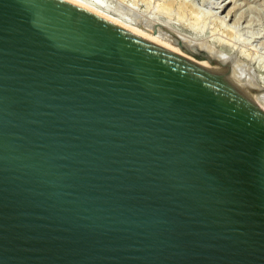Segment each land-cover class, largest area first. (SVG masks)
<instances>
[{
	"label": "water",
	"instance_id": "water-1",
	"mask_svg": "<svg viewBox=\"0 0 264 264\" xmlns=\"http://www.w3.org/2000/svg\"><path fill=\"white\" fill-rule=\"evenodd\" d=\"M0 264H264V110L69 0H0Z\"/></svg>",
	"mask_w": 264,
	"mask_h": 264
},
{
	"label": "rangeland",
	"instance_id": "rangeland-1",
	"mask_svg": "<svg viewBox=\"0 0 264 264\" xmlns=\"http://www.w3.org/2000/svg\"><path fill=\"white\" fill-rule=\"evenodd\" d=\"M103 1L107 5L110 4L111 10L113 9L112 12L118 13L120 9V15H125L124 18H127L126 20L138 26L142 25L146 29H151V32L155 33L156 30V34L160 33V37H164L166 40L171 38L170 41L174 44L180 41L181 44L183 43L184 48L188 45L189 49H193L196 46V49L191 51L193 54L194 50H196L195 58L199 62L213 71L227 76L230 75L234 83L239 84L253 99H260L264 104V0H174L175 2L177 1L176 3L183 2L182 4H184L185 2L184 5H191L193 9L195 8V11L197 10L196 13L202 14L201 20L203 22L199 21V23L195 22V24L187 19L183 21V17H180V19L186 24L181 23L180 19L181 22H179L177 19L178 9H176V16L173 14L172 9L164 11V13H158L159 11L156 9V11L154 9L151 11L149 9L155 3L149 4L151 2L148 1V3L146 0H144L146 3L140 1L139 4V1H135V4L131 0L129 2L125 0ZM116 1L119 2L117 3ZM124 5H126V8ZM148 5H151V8ZM175 8L174 6L173 11ZM230 8L232 9L231 14L224 17ZM169 11H171L172 16ZM213 14L214 16H212ZM168 16L171 19H168ZM179 16H181L180 13ZM199 24H202V26ZM223 31L226 32L224 33ZM197 35L200 39L197 38ZM189 41L193 45L192 48H190L191 43L188 44ZM204 41L206 42L203 46L202 42ZM197 42L201 43L204 47L203 49L206 50L203 51L201 45ZM207 42L209 45H207ZM193 43L196 44L194 45ZM197 45L198 47L200 45L202 50L200 48L198 50ZM212 49L214 50L212 51Z\"/></svg>",
	"mask_w": 264,
	"mask_h": 264
},
{
	"label": "bare ground",
	"instance_id": "bare-ground-1",
	"mask_svg": "<svg viewBox=\"0 0 264 264\" xmlns=\"http://www.w3.org/2000/svg\"><path fill=\"white\" fill-rule=\"evenodd\" d=\"M69 1H71V2H73V3H75V4H78V5H80V6H82L83 8H85V9H87V10H89V11H91V12H93L94 14H96V15H98V16H100V17H102V18H104V19H106L107 21H109V22H111V23H113V24H115V25H117V26H119V27H121V28H123V29H125V30H127V31H129V32H132V33H134V34H136V35H138V36H140V37H143V38H145V39H147V40H149V41H151V42H154V43H156V44H158V45H160V46H163V47H165V48H167V49H170V50H172V51H174V52H176V53H179V54H181V55H183V56H185V57H188V58H190V59H192V60H194V61H196V62H198V63H200L201 65H203L201 62H199L196 58H195V54L197 53L196 52V50H194V52H193V54H192V51L191 50H193V49H196V46H194L193 47V45H192V43L189 41V43L188 44H190L191 43V45H190V48H192L193 47V49H189L188 47V45H186L185 46V48H184V46H183V43L181 44V42L180 41H178V43L181 45H179L178 43V45L177 44H174L173 42H171L170 40H171V38H170V40H166V39H164V37L162 38V37H160V33L157 35L156 34V30H155V33L154 32H151L149 29H146V28H144V26H138V25H136V24H134V23H132V22H130V21H128V20H126L127 18H124L125 17V15L124 16H121L120 15V13H119V11H120V9H119V11H118V13H114V12H112V10H111V7L109 6V5H107L103 0H69ZM121 1V0H120ZM125 1H130V0H125ZM124 1V2H125ZM133 3H135V1L136 2H138V4L140 3V1H142V3H146L144 0H131ZM147 2L149 1V2H151V3H149V4H154V6H152V8L150 7L151 5H148V7H150L151 9H149V10H151L152 11V9H156V10H158L157 12L158 13H164V11H168V10H171L172 9V12H173V14H175L176 13V9H178V15L177 14H175V16L177 15V19H178V21L179 22H181L182 20L180 19V17H183L184 19H183V21L185 20V19H187L188 21L190 20V22H193L194 24H195V22H197V23H199V21H202L201 20V15L202 14H198V13H196V11H195V8L193 9V7H191V5H184L185 4V2H184V4H182L181 2L180 3H176L174 0H146ZM182 1V0H181ZM213 1V0H212ZM117 2V1H116ZM119 2V1H118ZM117 2V3H118ZM127 2V4L129 5V3ZM215 2V1H214ZM223 3V2H222ZM121 4H123L122 2H121ZM136 4V3H135ZM123 6V5H122ZM126 5H124V7H125ZM174 6L176 7L175 8V10L173 11V9H174ZM218 6H221V5H218ZM133 7V6H132ZM126 8V7H125ZM138 8V7H137ZM118 9V8H117ZM231 9V8H230ZM229 9V11H227V13L224 15V17H227V16H229L230 14H231V12H232V9L230 10ZM155 10V11H156ZM163 10V12H161ZM240 10V9H239ZM122 12V11H121ZM170 13V15H171V11H169ZM208 12V11H207ZM150 13V12H149ZM152 13V12H151ZM154 13V12H153ZM168 13V12H167ZM167 13H165L166 15H169V14H167ZM179 13H180V15L181 16H179ZM205 15V14H204ZM172 16V15H171ZM174 16V17H175ZM212 16H214V14L212 15ZM170 16H168V19H171V18H169ZM208 17V16H207ZM158 18V17H157ZM243 18V17H242ZM181 21H180V20ZM203 19V18H202ZM240 19V18H239ZM130 20V19H129ZM223 20H224V18H223ZM183 21L181 22V23H183ZM176 23H178L177 21H175ZM203 22V21H202ZM137 23V22H136ZM141 23V22H140ZM150 23H151V21H150ZM192 23V24H193ZM138 24V23H137ZM147 24V23H146ZM183 24H186V23H183ZM148 25V24H147ZM154 25V24H153ZM197 25V24H196ZM199 25H201L202 26V24H199ZM222 25V24H221ZM159 26V25H158ZM187 27V26H186ZM222 27V26H221ZM151 28V27H150ZM153 28V27H152ZM154 28H156V27H154ZM161 28H163V27H161ZM195 28H197V27H195ZM194 28V29H195ZM199 28V27H198ZM158 29H160V28H158ZM221 29V28H220ZM226 29V28H225ZM203 30V29H202ZM215 30V29H214ZM224 30V29H223ZM160 31H161V29H160ZM167 31V30H166ZM199 31V30H198ZM227 31V30H226ZM225 31V32H226ZM161 32H163V31H161ZM168 32V31H167ZM178 32V31H177ZM224 32V31H223ZM224 32V33H225ZM164 33V32H163ZM171 33V32H170ZM166 35H167V33H165ZM174 35H175V33H173ZM182 34V33H181ZM184 35V34H183ZM165 36V35H164ZM176 36V35H175ZM198 36V35H197ZM166 37V36H165ZM180 37H182V36H180ZM184 37V36H183ZM191 37V36H190ZM167 39H168V37H166ZM197 38H199V36L197 37ZM223 38H224V36H223ZM179 39V38H178ZM200 39V38H199ZM175 40V39H174ZM205 42L206 41H204V42H202L203 43V46H204V44H205ZM197 43H199V42H197ZM208 43V42H207ZM206 43V44H207ZM184 44H185V42H184ZM194 44V43H193ZM196 44V43H195ZM194 44V45H195ZM200 45H201V43H199ZM200 45H199V47H198V45H197V49L199 50V48H200ZM207 45H209V43L207 44ZM188 46V47H187ZM202 45H201V47H202V49L204 48ZM211 47V46H210ZM189 49V51H188V49ZM206 48V47H205ZM209 48V47H208ZM201 49V48H200ZM201 49V50H202ZM215 49V48H214ZM214 49H212V51L214 50ZM197 50V51H198ZM206 49H203V51H205ZM209 50H211L210 48H209ZM191 51V52H190ZM217 52V51H216ZM248 56V55H247ZM246 56V57H247ZM229 58V57H228ZM224 60V59H223ZM204 66V65H203ZM207 68V67H206ZM209 70H211L210 68H208ZM212 72H214L215 74H217L218 76H220L222 79H224L225 81H227L228 83H230L231 85H233L235 88H237L240 92H242L245 96H247L253 103H255L258 107H260L262 110H264V104H263V102L260 100V99H253L239 84H237V83H234L233 82V79L231 78V76L229 75V76H227V75H225V74H223V73H218V72H216V71H213V70H211ZM227 74V73H226ZM231 78V79H230Z\"/></svg>",
	"mask_w": 264,
	"mask_h": 264
}]
</instances>
